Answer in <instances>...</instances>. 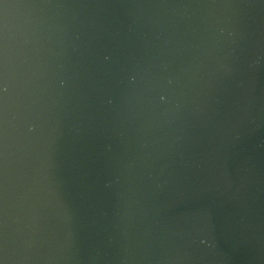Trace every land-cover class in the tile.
<instances>
[{"label":"water","instance_id":"obj_1","mask_svg":"<svg viewBox=\"0 0 264 264\" xmlns=\"http://www.w3.org/2000/svg\"><path fill=\"white\" fill-rule=\"evenodd\" d=\"M3 4L2 264H264V0Z\"/></svg>","mask_w":264,"mask_h":264},{"label":"snow or ice","instance_id":"obj_2","mask_svg":"<svg viewBox=\"0 0 264 264\" xmlns=\"http://www.w3.org/2000/svg\"><path fill=\"white\" fill-rule=\"evenodd\" d=\"M0 4H2L4 7H7V5H6V4H3V0H0ZM104 58H105V59H108V57H107V56H105ZM0 264H2V262H0Z\"/></svg>","mask_w":264,"mask_h":264}]
</instances>
